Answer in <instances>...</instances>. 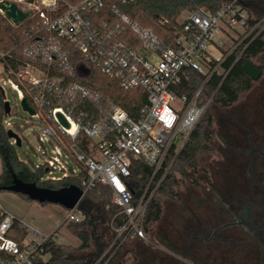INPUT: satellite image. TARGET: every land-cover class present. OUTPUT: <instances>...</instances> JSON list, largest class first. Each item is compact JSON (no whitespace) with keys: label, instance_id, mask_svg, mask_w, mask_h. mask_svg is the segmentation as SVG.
<instances>
[{"label":"built area","instance_id":"1","mask_svg":"<svg viewBox=\"0 0 264 264\" xmlns=\"http://www.w3.org/2000/svg\"><path fill=\"white\" fill-rule=\"evenodd\" d=\"M6 1L30 11V15L14 24L1 8L0 13L14 26L26 23L24 34L38 38L28 50L38 63L19 59L11 51L0 53L3 90L0 89L6 101V89L1 85L4 80L35 111L29 115L38 124L34 132L44 159L39 166L47 172H63L59 178H47L51 180L83 172V196L98 182L108 185L112 202L118 208L112 218V243L122 245L132 238H144L148 205L172 164L165 165L168 153L172 148L176 154L181 151L213 102L214 95L204 97L205 84L214 74L224 79L261 34V7L251 6L249 0H225L216 11L197 8L180 22L181 29L171 45L161 46L157 36L146 29L140 32L143 44L133 46L127 36L125 15L99 18L110 0H0ZM251 7L257 8L256 13L250 11ZM67 45L80 55L75 67L71 65ZM216 51L219 55H215ZM230 57L233 60L226 65ZM8 58L18 60L17 66L13 67ZM93 65L118 80L129 93L145 91L146 100L136 116L120 104L102 103L101 93L85 77ZM193 71L203 74L204 81L190 92L184 90V83ZM58 96L69 98L67 107L52 105ZM58 111L70 122L69 127L58 122ZM105 117L108 124L102 123ZM7 120L8 116V130L12 124ZM81 135L91 140L90 153L78 143ZM47 140L52 145L51 156ZM63 152L78 167L70 165ZM133 160H142L153 168L151 181L138 196L127 181ZM160 171L161 178L152 187ZM81 199L67 210L64 221L85 219ZM23 229L26 233L21 235ZM51 236L0 206V264H36L40 257L46 259L44 245Z\"/></svg>","mask_w":264,"mask_h":264},{"label":"flooded vegetation","instance_id":"2","mask_svg":"<svg viewBox=\"0 0 264 264\" xmlns=\"http://www.w3.org/2000/svg\"><path fill=\"white\" fill-rule=\"evenodd\" d=\"M249 4L264 9V0ZM260 78L252 98L220 119L218 141L211 138L182 187L159 200L145 237L112 244L95 264H264L263 70Z\"/></svg>","mask_w":264,"mask_h":264},{"label":"trees","instance_id":"3","mask_svg":"<svg viewBox=\"0 0 264 264\" xmlns=\"http://www.w3.org/2000/svg\"><path fill=\"white\" fill-rule=\"evenodd\" d=\"M68 1L77 3L81 0ZM224 1L225 0H134L127 4H123L122 0H110L100 12L99 18L106 16L114 19L125 15L127 17V36L133 46H140L143 44V40L140 38V32L146 29L157 36L158 43L161 46H167L174 42L177 32L181 29L178 18L184 11H191L201 7L216 11ZM160 17L165 20L164 23L160 21ZM25 27L26 23L20 26L12 25L10 21L0 13V53L11 51L13 55L19 59H26L38 63L28 52V50L34 47L38 38L37 36L28 38L24 34ZM67 50L69 52L71 65L75 67L80 55L76 53L70 45H67ZM262 52H264V38L262 35H259L250 43L241 59L233 65L224 79L218 74H214L211 77L204 86V97L214 95L213 101L221 106H231L234 104L242 93L252 89L255 82V80L243 69V63L246 60L253 61V59ZM232 60L233 57H230L226 65H229ZM8 61L13 67H16L18 64V60L14 58H8ZM258 67L263 70L262 65L259 64ZM85 77L101 93V101L103 104H120L133 116L138 114L140 106H142L146 100V93L143 89H137L133 93H129L120 87L118 80L109 78L94 65ZM203 81L204 75L197 71H193L191 72L190 80L184 83V90L190 92L196 91ZM68 102L69 98L58 96L55 101H52V105L61 104L67 107ZM4 103V94L0 89V158L3 164V171L0 174V190L15 191L11 189V187L16 181H21L48 190L75 188L84 192L85 184L83 182V172L70 175L61 180H51L45 177L47 173L45 167L31 165L29 162L19 158L16 152V145L13 139L9 137L7 129L5 128V119L7 116L9 117V115L5 114ZM208 111L194 129L181 151L176 154L172 148L168 153L165 165L172 164L148 205L146 220L156 219L160 214L161 207L159 199L156 197L157 193L161 192L165 195H170L175 191L174 184L176 179H174L175 177L171 174L172 169L176 166L177 170L184 177H189L191 170L197 168L199 155L210 149L209 144L213 137V130L210 126L212 117ZM12 112L13 108L10 115ZM102 123L108 124L106 117L103 118ZM12 128L22 135L20 132L21 126L19 124H15V127L12 126ZM78 143L86 153L92 151V142L85 135L79 137ZM162 172L163 171H160L155 176L152 187L161 178ZM152 175V166L142 160L132 161L131 172L127 177V181L135 196L143 192L144 188L151 181ZM15 192L42 204L51 202L47 199L38 200L32 198L22 191ZM86 196L100 199L108 205L107 210L111 218H113L118 211V208L112 202V190L108 185L98 182L92 189L85 192L81 201H83ZM83 211L86 215L87 212H85L84 209ZM116 220L118 222L120 220L119 217H117ZM66 222L67 221H64L66 227H70L81 241L77 249L88 248L90 246V235L86 229L88 219L85 217V219L80 222ZM20 233L24 235L26 230L23 229ZM77 249L70 245L59 243L51 236L44 245V253L48 254V257L46 259L40 257L36 264H92V259L76 256L75 252Z\"/></svg>","mask_w":264,"mask_h":264},{"label":"rangeland","instance_id":"4","mask_svg":"<svg viewBox=\"0 0 264 264\" xmlns=\"http://www.w3.org/2000/svg\"><path fill=\"white\" fill-rule=\"evenodd\" d=\"M256 10V7L250 8L251 12L256 13ZM188 12L189 11H184L180 15L178 18L179 24ZM263 13L264 9H259V14L261 15ZM260 35L264 38V27ZM215 55H219V52L216 51ZM253 62L262 65L264 71V52L255 57ZM262 80V78L255 80L253 87L260 85ZM1 85L6 89L7 100L10 101L13 108V112L9 115L7 121H9L13 127H15V124L21 126L20 132L23 137L22 146H16V152L21 160L29 162L31 165L39 166L43 163L44 159L41 156L43 151L42 146L40 145L37 134L34 132V129H38V124L31 121L30 115L23 109L21 99L17 96L16 91L12 90L4 80H1ZM250 98H252L251 90L242 93L239 99L231 106H221L215 103V101L211 103L208 113H210L212 117V123L210 126L213 130V137L217 138L216 134L221 129L219 124L220 119L226 117L230 112L234 113V108L238 105H244ZM44 137H46V135H44ZM46 148L50 156L54 154L52 151V145L48 140L46 141ZM63 153L65 160H67L70 165L78 167L73 159L67 156L65 152ZM2 171L3 164L0 158V174ZM171 174L175 177L174 179H176L174 189L176 190L177 188L182 187L185 180L184 178L186 177L177 170L176 166L172 169ZM62 175V171L54 170L53 172H47L45 177L59 178ZM35 193L37 194L38 191H35ZM166 196L167 195L161 192L156 195L159 200ZM0 206L15 214L17 217L25 220L44 234L52 235V238L59 243L70 245L75 249L81 244V241L73 233L72 229L66 227L64 224V218L68 208L62 204L55 202L42 204L36 200H30L12 190H0ZM80 206L85 212H87L85 216L86 219H88L86 229L90 235V246L86 249H77L75 255L90 258L92 259V264H95L100 260L108 258V254L111 251L109 247L113 244L112 242L115 235L113 229L114 224L107 210L108 205L102 202V200L86 196L84 200L81 201ZM92 231L94 237L91 235ZM96 241L101 244L103 243V249H99ZM127 243V245L132 244L130 241H127Z\"/></svg>","mask_w":264,"mask_h":264},{"label":"water","instance_id":"5","mask_svg":"<svg viewBox=\"0 0 264 264\" xmlns=\"http://www.w3.org/2000/svg\"><path fill=\"white\" fill-rule=\"evenodd\" d=\"M0 8L3 10L5 15L14 23L19 24L24 21L29 15L30 11L21 10L16 3L11 1L0 2ZM160 20L162 18L160 17ZM243 69L252 77V79L257 80L262 75V70L258 67V65L250 60H246L243 63ZM1 88V86H0ZM2 89V88H1ZM3 90V89H2ZM22 107L29 114H34L33 108L29 105L26 98L21 100ZM5 114H9L11 112V103L6 100L4 103ZM56 117L58 122L65 126L69 127L70 122L66 119L65 115L58 111L56 113ZM7 133L10 138L15 139L16 146H22V137L12 128L7 130ZM11 189L15 191H22L27 193L32 198L38 200H49L51 202L59 203L64 205L67 208H73L78 201L83 196V191L77 190L75 188H65L61 190H48L43 188H38L33 184L23 183L21 181H16L15 184L11 187ZM35 191H38L36 194Z\"/></svg>","mask_w":264,"mask_h":264}]
</instances>
